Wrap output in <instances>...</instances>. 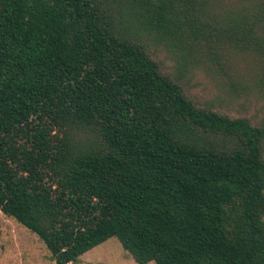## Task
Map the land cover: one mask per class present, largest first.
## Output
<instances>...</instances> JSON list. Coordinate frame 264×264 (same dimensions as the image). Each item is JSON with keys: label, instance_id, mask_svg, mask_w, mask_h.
<instances>
[{"label": "trees", "instance_id": "trees-1", "mask_svg": "<svg viewBox=\"0 0 264 264\" xmlns=\"http://www.w3.org/2000/svg\"><path fill=\"white\" fill-rule=\"evenodd\" d=\"M223 1L0 0V212L56 264L112 238L137 264H264V120L198 107L142 44L257 57L264 89V0Z\"/></svg>", "mask_w": 264, "mask_h": 264}, {"label": "rangeland", "instance_id": "rangeland-1", "mask_svg": "<svg viewBox=\"0 0 264 264\" xmlns=\"http://www.w3.org/2000/svg\"><path fill=\"white\" fill-rule=\"evenodd\" d=\"M231 2V0H229ZM229 2L218 13H224ZM143 45L159 63L162 72L178 81L186 95L200 108L229 117H247L254 124L264 120V89L257 84L256 58L238 55L230 49L219 65L201 54H189L170 39L155 33H143ZM261 61L259 62V64ZM15 124L18 122L12 119ZM0 264H56L47 245L14 218L0 212ZM71 264H137L116 239L88 251ZM149 264H156L151 262Z\"/></svg>", "mask_w": 264, "mask_h": 264}]
</instances>
